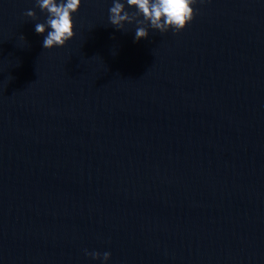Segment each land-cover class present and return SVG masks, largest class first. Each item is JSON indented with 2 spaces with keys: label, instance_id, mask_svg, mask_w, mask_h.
Returning <instances> with one entry per match:
<instances>
[{
  "label": "water",
  "instance_id": "95a60500",
  "mask_svg": "<svg viewBox=\"0 0 264 264\" xmlns=\"http://www.w3.org/2000/svg\"><path fill=\"white\" fill-rule=\"evenodd\" d=\"M110 4L45 49L0 0V264H264V0L139 41Z\"/></svg>",
  "mask_w": 264,
  "mask_h": 264
},
{
  "label": "clouds",
  "instance_id": "9594fccd",
  "mask_svg": "<svg viewBox=\"0 0 264 264\" xmlns=\"http://www.w3.org/2000/svg\"><path fill=\"white\" fill-rule=\"evenodd\" d=\"M206 0H111L108 20L111 26L127 31L134 27V39L147 38L151 30L160 33L181 32L197 13V6ZM84 0H35V7L25 11L24 15L39 20L35 8L44 12L45 18L34 26L35 32L44 36L42 47L52 49L63 47L76 36V16ZM23 39L25 37L21 35ZM87 256L102 259L108 264L111 251L101 253L98 250L84 249Z\"/></svg>",
  "mask_w": 264,
  "mask_h": 264
}]
</instances>
